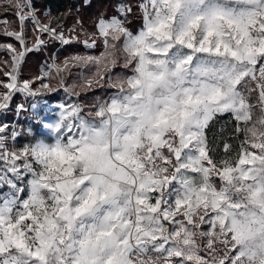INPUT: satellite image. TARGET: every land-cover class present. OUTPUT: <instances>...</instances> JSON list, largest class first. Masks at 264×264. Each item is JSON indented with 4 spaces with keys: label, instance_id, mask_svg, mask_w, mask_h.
I'll list each match as a JSON object with an SVG mask.
<instances>
[{
    "label": "rangeland",
    "instance_id": "obj_1",
    "mask_svg": "<svg viewBox=\"0 0 264 264\" xmlns=\"http://www.w3.org/2000/svg\"><path fill=\"white\" fill-rule=\"evenodd\" d=\"M135 1L144 21L160 18L166 32L171 29L173 0ZM196 1H202L200 9L217 8L226 13L225 19L215 21L209 30L203 26L204 30L196 34L194 42L200 48L195 53L201 54L188 64L191 78H196V69L201 71L200 80L193 81L209 93L178 94L172 98L175 105H170L173 108L170 115L166 106L161 105V113H153L148 119L154 122V136H142L141 141L135 142L137 154L132 161L136 164L137 184L130 224L120 248L121 264H264V208L249 203L237 208L221 206L223 185L234 174L260 183L264 194V0ZM31 3L32 0H23L16 4L17 24L0 18V34L13 38L21 46L17 49L9 43L0 44V264H38L26 248L10 245L15 218L21 221L17 224L18 234L29 245L24 238L26 225L30 227L31 223L28 219L26 222L22 208L11 212V206L24 202L28 186L41 191L42 184L35 183L49 177L35 157V150L43 147L63 150L66 160L60 158L53 171L67 169L70 173L79 145H67L66 140L74 128L81 130L82 136L83 132L92 134L98 125L111 121L105 111V107L111 110L109 102L105 105L106 99L90 108L80 104L78 97L86 91L83 85L91 88L105 71L112 74V38V42H117L123 34L126 50L135 40V35L123 27L128 9L124 2L119 6L118 17L101 19L97 25L99 35L106 41V53L91 55L95 44L85 42L88 53L82 58L74 57L59 64L53 55L51 62H42L37 78L23 81L22 65L28 53L45 47L48 37L43 34L59 40L61 45L70 41L56 29L42 25ZM27 21L36 29L30 38L25 31ZM105 56L112 59L105 61ZM130 57L136 59L134 55ZM83 58L96 62L91 74L98 75L96 78H83ZM75 66L80 67V79L75 78L72 70ZM67 81L70 85L65 84ZM119 81L124 92L128 85H124L122 75ZM15 95L19 96V103L14 105ZM54 95L59 101L52 103L49 98ZM164 97L157 95L163 102ZM194 99L202 104L206 99L213 117L231 113L238 122L249 124L235 166L219 168L209 159L204 124L197 128L181 125L186 121L183 111ZM143 116L144 110L139 117ZM20 117L23 124H18ZM32 124L40 126L37 133L45 139L40 138L19 151L17 144H23L19 138L35 134Z\"/></svg>",
    "mask_w": 264,
    "mask_h": 264
},
{
    "label": "crops",
    "instance_id": "obj_2",
    "mask_svg": "<svg viewBox=\"0 0 264 264\" xmlns=\"http://www.w3.org/2000/svg\"><path fill=\"white\" fill-rule=\"evenodd\" d=\"M173 3L174 22L168 32L160 18L146 20L144 29L128 44V50L124 48L136 58V70L124 81L128 85L124 92L120 82H112L122 93L114 92L105 100V105L109 102L111 108V121L98 125L92 134L83 132L80 144L76 143L79 148L73 154L75 164L85 167L88 173L74 179L72 170L70 173L67 169L58 170L60 174L51 170L49 177L42 180L47 183L52 179L53 190L44 185L41 191L28 186L24 202L11 206V212L22 208L26 222L28 219L31 223L30 227L26 225L24 238L29 245L18 234L17 224L21 221L15 218L10 245L26 248L38 264H121L120 248L130 224L133 190L137 184L136 164L132 161L137 154L135 142L141 141L142 136H154V122L148 119L153 113H161V105L166 106L170 115L173 109L170 105H175L172 98L178 94L209 93L193 81L200 80L201 71L196 69V78H191L188 64L201 54L195 53L200 48L194 42L196 34L204 30L203 26L209 30L215 21L218 23L226 16L217 8L200 9L202 1L173 0ZM199 25H202L200 29ZM157 95H164V102ZM204 101L202 104L194 99L183 111L186 120L181 124L183 127L197 128L203 124L204 128L208 127L214 113ZM143 110L145 118H140ZM51 148L60 152L58 163L60 158L66 160L67 154L58 147L39 148L35 157L38 159L40 150Z\"/></svg>",
    "mask_w": 264,
    "mask_h": 264
},
{
    "label": "trees",
    "instance_id": "obj_3",
    "mask_svg": "<svg viewBox=\"0 0 264 264\" xmlns=\"http://www.w3.org/2000/svg\"><path fill=\"white\" fill-rule=\"evenodd\" d=\"M23 0H0V18H7L13 24H17L18 18L15 10L18 3ZM127 4V17L123 22V27L131 35H137L144 29V16L137 1L130 0H32V7L42 25H48L51 30L56 31L62 36H68L70 41L65 44H60L59 40L50 37L48 34H43V37H48L45 47L39 52L32 51L27 54L26 59L22 65L21 79L23 81H32L39 76V68L42 62H51L53 55H55L56 62L59 64L65 63L67 60L86 55L88 52L84 46L85 42H93L95 48L91 55L102 56L105 52L106 41L102 38L97 29V25L101 19L109 21L119 16V6ZM17 29L18 26L16 25ZM33 29V30H32ZM26 36L30 38L32 31H35V25L30 21L25 24ZM113 40V38H112ZM113 52V72L111 75L104 72L98 83L91 88L83 85L86 91L81 92L78 101L86 107H92L93 104L107 99L116 89L112 82L116 84L119 81V76H123L125 81L128 77L135 73L136 59H133L125 51L123 42L124 35H120L117 42H112ZM12 44L17 49H20L19 42L13 38L0 34V44ZM105 61L112 58L104 57ZM83 68V78L91 80L96 78L92 74V69L96 67L94 60L85 61ZM71 65L69 64V67ZM75 73V78L80 79V67L72 68ZM100 82V84H99ZM121 83V82H120ZM66 85H70L67 81ZM109 99V98H108ZM49 101L58 102V96L54 95L49 98ZM19 103V96L13 97V104ZM26 114L22 112V115ZM18 124H23L21 117ZM249 124L238 122L233 114L223 113L215 114L211 119L208 127L205 130L207 139L208 157L219 168L227 166H235L240 159L242 146L245 141V128ZM34 129V136L23 135L19 141L23 142L17 144L19 151L28 145H33L40 138L45 137L37 133L39 129L38 124H32ZM26 149V148H25Z\"/></svg>",
    "mask_w": 264,
    "mask_h": 264
},
{
    "label": "built area",
    "instance_id": "obj_4",
    "mask_svg": "<svg viewBox=\"0 0 264 264\" xmlns=\"http://www.w3.org/2000/svg\"><path fill=\"white\" fill-rule=\"evenodd\" d=\"M30 1V0H28ZM145 6H148V2L145 1ZM168 7L165 6V9ZM115 94L122 93V89L116 87ZM105 111L107 115L111 118L110 111L105 107ZM81 137V130H78L77 127L74 128L73 134L70 137H67L66 143L67 145L76 144ZM49 173V172H45ZM87 170L85 167L75 164L72 168L71 176L74 179L83 178L87 174ZM48 184H45V188L48 190H53L52 179H49ZM224 195L221 201V206L223 207H242L246 203L263 207L264 208V194L261 188L260 183L258 182H249L245 177L240 174H234L230 176L225 184L223 185Z\"/></svg>",
    "mask_w": 264,
    "mask_h": 264
},
{
    "label": "bare ground",
    "instance_id": "obj_5",
    "mask_svg": "<svg viewBox=\"0 0 264 264\" xmlns=\"http://www.w3.org/2000/svg\"><path fill=\"white\" fill-rule=\"evenodd\" d=\"M59 156L60 152L55 148L46 149L45 151L40 150L38 155V161L40 165L45 169L44 171L49 172L57 167ZM38 183L44 186L45 184H48L46 183V180H40V182Z\"/></svg>",
    "mask_w": 264,
    "mask_h": 264
},
{
    "label": "water",
    "instance_id": "obj_6",
    "mask_svg": "<svg viewBox=\"0 0 264 264\" xmlns=\"http://www.w3.org/2000/svg\"><path fill=\"white\" fill-rule=\"evenodd\" d=\"M37 21V20H36ZM38 22V21H37Z\"/></svg>",
    "mask_w": 264,
    "mask_h": 264
}]
</instances>
